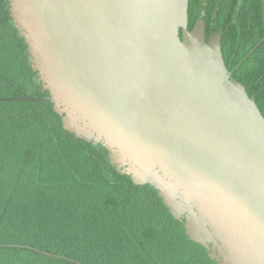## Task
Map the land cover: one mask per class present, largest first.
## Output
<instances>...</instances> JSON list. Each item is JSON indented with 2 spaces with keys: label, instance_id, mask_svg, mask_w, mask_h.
Segmentation results:
<instances>
[{
  "label": "water",
  "instance_id": "95a60500",
  "mask_svg": "<svg viewBox=\"0 0 264 264\" xmlns=\"http://www.w3.org/2000/svg\"><path fill=\"white\" fill-rule=\"evenodd\" d=\"M63 129L151 186L216 264H264V116L190 0H8Z\"/></svg>",
  "mask_w": 264,
  "mask_h": 264
},
{
  "label": "trees",
  "instance_id": "16d2710c",
  "mask_svg": "<svg viewBox=\"0 0 264 264\" xmlns=\"http://www.w3.org/2000/svg\"><path fill=\"white\" fill-rule=\"evenodd\" d=\"M198 2L190 0V30ZM253 2L250 17L264 6ZM224 19L230 69L255 49L233 77L264 116V45L243 42L250 28L263 35L264 19ZM48 97L0 0V264H216L154 188L134 185L105 148L65 131Z\"/></svg>",
  "mask_w": 264,
  "mask_h": 264
},
{
  "label": "flooded vegetation",
  "instance_id": "af4514ba",
  "mask_svg": "<svg viewBox=\"0 0 264 264\" xmlns=\"http://www.w3.org/2000/svg\"><path fill=\"white\" fill-rule=\"evenodd\" d=\"M198 1H199L198 5L196 6V11L198 15L197 20L201 18H205L206 25H207L208 19L211 22H213L210 26L207 25V39H209L210 37V32L213 26H215L218 33L222 34L223 57L225 56L224 57L225 64L229 71H233L234 73L233 76H234L235 73L238 71V69L242 66V64L247 60V58H249L255 52V49L252 50L238 66H236L233 69H230L228 63L226 62L227 52H225L223 49L224 30L218 27V25H221L219 22H222L224 18H225L224 20L228 19L230 21V20H235V19L237 20L239 17H241V19L245 21L249 20L251 17L255 20L256 18L257 19L261 18L263 20L264 19V6L260 8V10L256 8L258 9V12L257 13L252 12V16L250 17L248 8H247V0H198ZM256 1L257 0H252L253 4H255ZM211 6L213 10L210 9ZM230 26L231 25H229V27ZM255 33H256V28H254V31L252 30V28H250L249 29L250 38L245 39L243 42H246V43L257 42L256 48H258L259 46L264 45V33L263 35L262 33H260L257 40L254 39V35H256Z\"/></svg>",
  "mask_w": 264,
  "mask_h": 264
}]
</instances>
